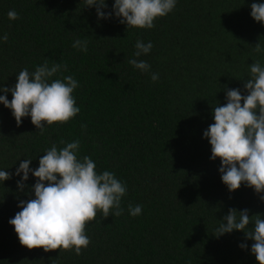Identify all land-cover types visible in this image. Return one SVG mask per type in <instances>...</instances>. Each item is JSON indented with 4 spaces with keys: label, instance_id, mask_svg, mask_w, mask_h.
Returning a JSON list of instances; mask_svg holds the SVG:
<instances>
[{
    "label": "trees",
    "instance_id": "obj_1",
    "mask_svg": "<svg viewBox=\"0 0 264 264\" xmlns=\"http://www.w3.org/2000/svg\"><path fill=\"white\" fill-rule=\"evenodd\" d=\"M264 0H177L175 9L152 29H127L113 16L98 19L83 0H0V85L12 87L20 70L30 72L53 62L67 70L52 79L74 77L80 112L41 135L25 117L17 126L11 110L0 104V170L12 178L0 184V264H257L243 232L219 238L215 229L230 208L262 214L264 202L244 185L230 193L222 183L219 158L203 132L212 124L213 107L226 103L225 88L241 89L249 65L264 52V25L250 15L251 4ZM111 12L114 0H106ZM9 10L19 18L9 20ZM87 40L88 51L72 45ZM153 48L138 60L148 73L128 63L137 40ZM152 73H159L156 82ZM3 95V93H0ZM7 98L11 101L9 92ZM81 125H87L82 129ZM80 140L78 158L90 156L96 171L114 172L127 185L121 216L101 218L86 227L91 243L74 252L29 250L21 246L9 219L21 209L36 178L29 174L20 191L14 175L19 163L39 158ZM142 205L132 217L128 205ZM248 248L241 249L239 244Z\"/></svg>",
    "mask_w": 264,
    "mask_h": 264
},
{
    "label": "clouds",
    "instance_id": "obj_2",
    "mask_svg": "<svg viewBox=\"0 0 264 264\" xmlns=\"http://www.w3.org/2000/svg\"><path fill=\"white\" fill-rule=\"evenodd\" d=\"M85 7H95L98 19H110L113 14L127 29H152L155 21L171 13L177 0H114L112 11L105 12L106 0H83ZM251 17L264 25V3L251 4ZM9 20L19 18L15 10H9ZM8 35L0 36L6 42ZM82 52L88 51V41L75 40L72 45ZM153 44L141 40L135 43L133 57L128 63L142 73H148L151 65L138 60L147 55ZM257 54L264 52L258 42L253 46ZM67 70V64L48 61L30 72L27 67L19 71L12 87L0 85V104L11 110L17 126L25 117L42 135L46 127L62 126L77 116L80 108L76 106L74 91L79 87L72 76L52 79L57 73ZM159 73H152L151 80L158 81ZM226 95L222 106L213 107V123L203 132L211 145L210 159L220 160L219 172L222 183L230 193L242 185L251 188L264 202V66L257 60L249 65V78L244 80V93L241 89L225 88ZM12 99L8 100L7 94ZM87 125H81L86 129ZM65 146L58 149L56 144L39 158V166L32 169V159L19 163L14 175L21 176L17 188L23 191L29 174L36 182L29 190L34 198L20 200L21 209L9 224L14 227L21 246L29 250L43 249L45 252L68 251L77 256L91 243L87 235V225L95 221L97 214L107 219L119 217L124 209L121 201L127 194V185L119 180L114 172L96 171L97 165L90 156L78 158L80 140L60 141ZM12 173L0 170V184L12 178ZM142 205H128L132 217L142 214ZM249 209L238 211L230 208L215 229V237L226 233L243 232L246 240H251V254L257 264H264V219L262 214L249 215ZM247 249L246 243L239 244Z\"/></svg>",
    "mask_w": 264,
    "mask_h": 264
}]
</instances>
